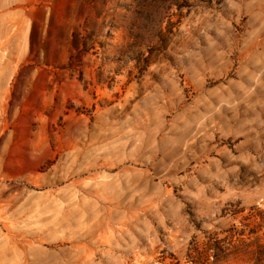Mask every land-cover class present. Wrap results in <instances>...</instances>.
<instances>
[{
    "label": "rangeland",
    "instance_id": "rangeland-1",
    "mask_svg": "<svg viewBox=\"0 0 264 264\" xmlns=\"http://www.w3.org/2000/svg\"><path fill=\"white\" fill-rule=\"evenodd\" d=\"M0 264H264V0H0Z\"/></svg>",
    "mask_w": 264,
    "mask_h": 264
},
{
    "label": "trees",
    "instance_id": "trees-1",
    "mask_svg": "<svg viewBox=\"0 0 264 264\" xmlns=\"http://www.w3.org/2000/svg\"><path fill=\"white\" fill-rule=\"evenodd\" d=\"M72 47H73L75 50H78V49H79V48H78V47H79L78 43H73V44H72ZM259 226H260V225H257V226H255L254 228L249 229L247 235H248V236H257V235H256V231H257V228H259ZM240 235H243V236H244V235H245V234H244V231H242V233H240Z\"/></svg>",
    "mask_w": 264,
    "mask_h": 264
}]
</instances>
